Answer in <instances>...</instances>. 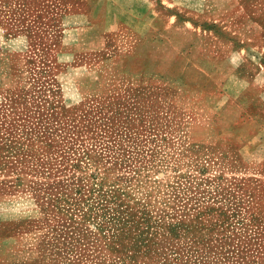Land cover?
Wrapping results in <instances>:
<instances>
[{
  "label": "rangeland",
  "instance_id": "rangeland-1",
  "mask_svg": "<svg viewBox=\"0 0 264 264\" xmlns=\"http://www.w3.org/2000/svg\"><path fill=\"white\" fill-rule=\"evenodd\" d=\"M237 77L255 109L264 0H0V264H264Z\"/></svg>",
  "mask_w": 264,
  "mask_h": 264
},
{
  "label": "crops",
  "instance_id": "crops-1",
  "mask_svg": "<svg viewBox=\"0 0 264 264\" xmlns=\"http://www.w3.org/2000/svg\"><path fill=\"white\" fill-rule=\"evenodd\" d=\"M225 61H219V70L224 65ZM243 65V64H241ZM240 67V69H242ZM239 80L245 82L247 85V88L242 89L237 93V95H232L231 92H225V105L227 106V109L230 111L235 112V119L233 118L230 123L227 124L226 128L230 130V137L225 138L222 131H219V147L223 145H227L231 147V149L234 150L240 145H245L247 142L245 141V138L243 137L242 140H239L240 133L248 128H263L264 129V97L258 96L254 99L256 105H258L255 109H250L248 106V101L245 100V94H248L249 88L253 83L252 78L247 77H237ZM221 101H224L223 98H221ZM224 105V102H223ZM224 131V130H223ZM235 153H239V150L232 151L231 155H234Z\"/></svg>",
  "mask_w": 264,
  "mask_h": 264
}]
</instances>
